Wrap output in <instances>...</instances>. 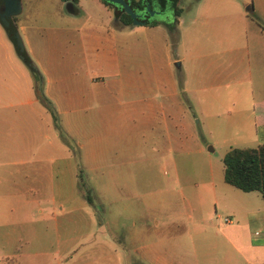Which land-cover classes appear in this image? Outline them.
Returning a JSON list of instances; mask_svg holds the SVG:
<instances>
[{
  "label": "crops",
  "instance_id": "obj_1",
  "mask_svg": "<svg viewBox=\"0 0 264 264\" xmlns=\"http://www.w3.org/2000/svg\"><path fill=\"white\" fill-rule=\"evenodd\" d=\"M126 1L143 14L140 19L157 23L123 25L114 21L113 7L102 0H39L27 8L21 3L18 12L12 14L63 134L40 100L31 71L0 27V264H73L67 260L69 253L43 252V248L22 252L19 247H43L49 241H58L59 223L64 218L74 222L73 217L64 216L79 208L71 205L76 195L79 199L80 182L72 144L80 136L82 113L96 108L98 102L102 103L98 113L88 117L106 119L115 115L126 117L128 124L135 119L150 122L170 140L177 116L182 115L191 127L195 115L204 116L206 105L211 103L216 107L212 114L226 116L218 125L248 135L252 144L245 146L264 142V20L247 8L217 10L209 3L201 15L191 17L211 27L209 40L198 45L196 36L185 39L188 34L182 35L178 43L184 40V51H176L178 61H174L169 48L161 46L167 34L160 29H167L168 21L147 16L149 10L153 15L163 12L166 0H156L154 5L152 0H142L146 3L142 8ZM177 2L174 0L175 8ZM224 5L229 6L227 1ZM250 5L256 12L254 2ZM175 19L179 25L181 19ZM163 53L164 61L160 56ZM174 62L183 67L181 87L171 67ZM227 101L233 109L217 108ZM84 133L89 135L88 144L76 143L78 154L84 151L86 162L98 165L97 156L104 148L92 143L97 134L90 126ZM165 155L146 161L130 153L119 162L145 165L168 160L177 167L176 160L165 159ZM57 162L63 173L57 189L61 202L66 201L68 207L63 210L60 205V214L49 206L48 198L50 169ZM200 166V182L196 185H202L200 191L211 192L214 209L220 207L230 215V221H223L227 222L223 223L225 241L237 247L244 264H264V228L250 230L252 217H260L264 223L260 191H246L227 183L223 163L219 167L208 161ZM211 217L204 213L193 223L207 225L212 223ZM241 262L237 259L236 264Z\"/></svg>",
  "mask_w": 264,
  "mask_h": 264
},
{
  "label": "rangeland",
  "instance_id": "obj_2",
  "mask_svg": "<svg viewBox=\"0 0 264 264\" xmlns=\"http://www.w3.org/2000/svg\"><path fill=\"white\" fill-rule=\"evenodd\" d=\"M37 1L18 0V5L23 3L27 8ZM226 1L229 6L224 5ZM252 2L256 12L254 9L250 12L264 20V0H178V15L175 14L174 0H166L163 12L147 16L172 23V29H160L167 34L161 46L168 47L170 56L178 61L176 51H184V40L182 44L178 43L182 35L188 34L185 39L196 36L200 45L204 39L209 40L211 34V27L200 20L194 22L192 16L201 15L209 3L216 5L217 10H227L236 6L251 9ZM151 3L154 5L156 0ZM175 17L181 19L179 25ZM0 27L6 33L1 24ZM160 56L162 61L166 60L164 53ZM171 67L181 87L183 67L175 62ZM185 103L189 104L186 100ZM101 106L102 103L98 102L96 108L82 113L81 132L76 138L77 145L88 144L89 135L84 133L88 126L97 134V140L92 143L105 149V153L103 149L97 156L98 165H89L84 151L78 154V146L72 144L79 163L80 182L79 199L75 191L71 205L79 208L75 207L73 213L64 216L73 217L74 222L64 218L59 223L58 241H49L43 247L22 246L19 250L34 252L43 248V252L69 253L71 257L67 260L73 264H236L237 259L244 264L237 247L224 238L223 223L227 222L222 219L230 216L229 213L220 207L214 209L211 192L200 191L202 185L196 184L200 182L201 164L213 161L220 167L222 156L230 146L252 144L248 135L233 133L218 125L219 121L226 120V116L212 114L216 107L211 103L206 105L204 116L195 115L191 127L182 115L177 116L171 129V140L169 136H161L153 125H149L150 122L141 123L135 119L128 124L126 117L115 115L106 119L96 115L88 117L91 113H98ZM226 106L234 108L229 101L223 107L217 105V108L222 110ZM128 128L129 132L124 133ZM208 145L213 146V151L207 149ZM130 153L146 161L162 159L166 154L165 159H175L177 167L168 160L146 162L145 165L142 162L130 165L119 162ZM62 174V167L55 163L50 169L48 198L49 206L59 214L60 205L63 210L68 208L66 201L61 202L57 189ZM204 213L211 214L212 223L195 225L193 220ZM263 225L260 217L254 216L250 220L251 231L262 230ZM138 227L142 229L140 232L136 229ZM37 233L41 231L37 230Z\"/></svg>",
  "mask_w": 264,
  "mask_h": 264
},
{
  "label": "trees",
  "instance_id": "obj_3",
  "mask_svg": "<svg viewBox=\"0 0 264 264\" xmlns=\"http://www.w3.org/2000/svg\"><path fill=\"white\" fill-rule=\"evenodd\" d=\"M76 3L78 0H64ZM105 4L113 7L114 21L118 20L121 24L127 25L132 23L131 15L126 12L119 4L111 3L107 0H102ZM130 3L142 8L146 3L142 0H129ZM146 2V1H145ZM1 6V5H0ZM18 10H16L17 12ZM15 11L11 14H15ZM175 14L178 15L180 8L176 7ZM14 15L11 16L13 20ZM176 20V19H175ZM145 24H156V20H144ZM167 28L172 29V23L166 22ZM24 64L31 71L36 83V90L40 100L51 111L55 126L58 128L61 134H63L61 125L58 120V116L55 108L51 102L46 98L42 91L41 74L38 67L35 65L30 55L26 53L22 59ZM223 162V178L224 180L242 190H258L261 193L264 203V142L257 144L256 146H232L228 148L222 156ZM262 241L264 242V236Z\"/></svg>",
  "mask_w": 264,
  "mask_h": 264
},
{
  "label": "water",
  "instance_id": "obj_4",
  "mask_svg": "<svg viewBox=\"0 0 264 264\" xmlns=\"http://www.w3.org/2000/svg\"><path fill=\"white\" fill-rule=\"evenodd\" d=\"M112 2H118L123 5L126 12H128L132 17V23H143L144 20L140 19L142 13H138L135 10H133L132 6L126 1V0H109ZM0 24L3 26L8 38L10 39L18 57L20 59L24 58V55H26L27 51L25 49L23 40L21 38V35L14 23V21L11 18V12L18 10V0H0ZM149 8V4L147 5V9ZM249 11H252L249 9V7H246ZM150 11V15H153L152 10ZM147 10L144 12L146 13ZM36 83H38V80H36ZM207 149L209 151H213V146L208 145Z\"/></svg>",
  "mask_w": 264,
  "mask_h": 264
},
{
  "label": "built area",
  "instance_id": "obj_5",
  "mask_svg": "<svg viewBox=\"0 0 264 264\" xmlns=\"http://www.w3.org/2000/svg\"><path fill=\"white\" fill-rule=\"evenodd\" d=\"M223 219H224V221H230L231 220V218L228 216H224Z\"/></svg>",
  "mask_w": 264,
  "mask_h": 264
},
{
  "label": "flooded vegetation",
  "instance_id": "obj_6",
  "mask_svg": "<svg viewBox=\"0 0 264 264\" xmlns=\"http://www.w3.org/2000/svg\"><path fill=\"white\" fill-rule=\"evenodd\" d=\"M1 5V4H0Z\"/></svg>",
  "mask_w": 264,
  "mask_h": 264
}]
</instances>
